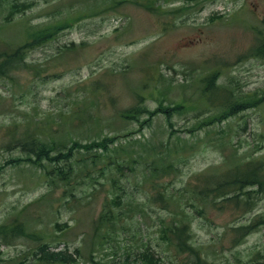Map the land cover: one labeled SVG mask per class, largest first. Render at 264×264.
<instances>
[{"label":"rangeland","instance_id":"rangeland-1","mask_svg":"<svg viewBox=\"0 0 264 264\" xmlns=\"http://www.w3.org/2000/svg\"><path fill=\"white\" fill-rule=\"evenodd\" d=\"M0 1V226L22 221L41 235L0 236V264H37L40 242L84 247L101 264H154L142 258L147 246L158 252L156 264H264V194L250 191L238 205L209 194L206 205H192L185 190H205L199 175L217 180L234 158L264 162V57L253 55L264 39V0ZM21 3L29 5L12 14ZM32 31L52 34L29 44ZM215 70L241 104L229 94V113L199 124L211 110L200 79ZM133 108L139 122L123 116ZM15 123L63 151L73 147L66 183L45 174L63 163L36 162L7 145ZM106 135L107 150L93 144ZM129 155L122 167L109 161ZM155 166L169 172L149 174ZM164 184L178 193L167 208L147 196ZM112 196L117 214L106 232L97 219ZM184 215L190 253L161 238V218ZM96 230L109 235L103 244Z\"/></svg>","mask_w":264,"mask_h":264},{"label":"trees","instance_id":"trees-1","mask_svg":"<svg viewBox=\"0 0 264 264\" xmlns=\"http://www.w3.org/2000/svg\"><path fill=\"white\" fill-rule=\"evenodd\" d=\"M1 2V1H0ZM22 7H18V5H12L11 13L18 12L20 10L25 9V7L29 4L21 3ZM147 4L149 6H153V0H147ZM33 37L32 41H29V44H32L35 41V44L40 42V39L43 40L50 36L52 32L45 31L43 33H35L34 31L30 32ZM39 36H41L39 38ZM29 38V37H28ZM29 40V39H28ZM34 44V45H35ZM12 46V44H8ZM13 50V49H12ZM24 50L21 51L18 55L23 54ZM254 56L264 57V39L259 42V44L253 50ZM15 63H18V57L15 59ZM14 62L11 63V67H13ZM218 71L215 70L209 74V76L205 77L203 80L200 79V89L201 93L205 96H201L204 98V101L209 103V108L211 109L206 119H202L201 117L198 123H203L207 120L216 119L217 116H225L229 113L230 104L233 102L230 99V95H235L238 93V89H234L233 87L230 88L228 85L230 84H223L219 85L216 83V73ZM232 82L230 79L229 83ZM182 86H186V84H180ZM234 86L233 83H231ZM174 85L172 82H168L166 84V88H172ZM239 95V94H237ZM240 96V95H239ZM264 100V98L262 99ZM241 100L238 96L235 95L234 97V105H240ZM185 106V105H184ZM186 107V106H185ZM215 108L218 109V112L215 113ZM234 108V107H232ZM213 109V110H212ZM133 116H129L124 114L126 118L135 119V121H140L139 112L137 108H133L130 110ZM29 120V121H28ZM26 123L30 122L28 119ZM22 127V128H21ZM20 128V129H18ZM38 129V127H37ZM11 139L10 142L7 144L10 146L11 144H17L21 148L23 152H25L30 157H35L36 162H42L44 159H48L53 161L54 163L60 164L63 163L65 166L64 168H59L55 174L53 175V171H45V174L52 182H65L70 179V175L74 172L73 171V163L71 162V156H73V147L70 148L68 152L63 151V148H59L58 146H62V144H57L55 140H50L49 137H43L39 131H36L35 128L31 127L30 125H18L15 123V128L11 131ZM194 133V132H192ZM116 136L115 134H113ZM99 141H94V145L102 146L103 150H107L108 147V140L107 135L104 137H99ZM76 146H84L88 147L89 145H82L79 142H75ZM123 145H126L122 143ZM98 158L99 156L96 155ZM112 161L113 165H117V167H122L123 162L131 164L132 158L126 157L122 160H119L116 157L110 158L109 161ZM141 160V158H139ZM237 159L234 158L233 161L229 163L227 169H225L222 173L220 178L217 180H212L210 183V177L206 172H203L197 178V182L201 183L205 186V190L202 191H195L194 186L192 183H189L186 187V191H193L192 202L190 204L194 205L193 201L197 200L200 203L206 205L207 197L209 194H215L216 197L221 198V203H231V204H239L237 200L240 197H246V199L250 198L248 195L250 191H257L259 194H264V162H260L259 164L251 163V162H235ZM241 161V160H238ZM94 163L96 161L93 160ZM108 168V163H105V166L102 167V171L105 172ZM149 174L156 176L161 173H168L169 171H165V169H161L159 166H155L152 170L147 171ZM198 176V175H197ZM165 187V184L162 185ZM254 186V188H251ZM149 191L147 196L149 198L156 199L155 201L161 203L165 208L169 206V204H173V200L178 202V193L176 191ZM197 196V197H196ZM189 197V198H190ZM117 204L116 197H108L105 199L102 205V210L99 214L97 221L100 225L105 226V229L108 232V227L114 225L115 217H116V209L115 205ZM161 238L165 243L173 245L177 250L182 252L192 251V244L190 243L191 239V225L188 220V217L184 215V217H174L170 221H167L166 218H161ZM68 224H65L67 227ZM250 232V230H245L242 235H246ZM0 236L5 237H31L34 239H41V235L34 231H29L26 228V223L22 221H10L9 223L3 224L0 226ZM99 236V237H98ZM109 235L107 233H102L98 230L95 231V242L97 243V239L101 244H103ZM146 250L142 252V258L145 261L150 263L156 264V254L158 252H153L152 249L147 246L145 247ZM156 253V254H155ZM196 257L197 254H196ZM201 257V256H200ZM141 258V260H142ZM202 258V257H201ZM201 258H198L200 260ZM203 259V258H202ZM201 264H209L207 260H202ZM33 260L37 264H84L86 260H89L88 263L90 264H101V260L96 259L92 250L86 249L84 247H76L75 249H69L68 247H53L50 245L49 242H40L36 245L33 251Z\"/></svg>","mask_w":264,"mask_h":264}]
</instances>
